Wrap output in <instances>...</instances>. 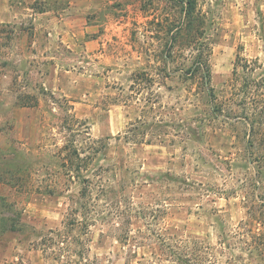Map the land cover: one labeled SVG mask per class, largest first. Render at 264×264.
<instances>
[{"label":"rangeland","instance_id":"obj_1","mask_svg":"<svg viewBox=\"0 0 264 264\" xmlns=\"http://www.w3.org/2000/svg\"><path fill=\"white\" fill-rule=\"evenodd\" d=\"M198 8L214 96L177 0H0V264H264V0Z\"/></svg>","mask_w":264,"mask_h":264},{"label":"trees","instance_id":"obj_2","mask_svg":"<svg viewBox=\"0 0 264 264\" xmlns=\"http://www.w3.org/2000/svg\"><path fill=\"white\" fill-rule=\"evenodd\" d=\"M182 5V11L184 13L181 30L183 35H190L192 31V23L194 24V30L197 31L195 35V46L193 47V59L192 63L187 68H184L183 72L192 73L187 81L194 83L196 76L200 74L201 84L206 93L214 96L215 88L212 86V70L210 65L211 44L207 40L205 35V19L201 11L198 8V0H177ZM240 69L242 73L240 72ZM257 68L252 60L243 56L237 55V59L234 65L233 74L236 79L243 81V84L238 89L241 92L240 104L243 105V111L237 116L238 120H243L248 125L249 136L248 145L254 146V139L261 133V124L264 122V74L255 75ZM252 92H259L251 96ZM76 151V148L74 149ZM77 153V152H76ZM255 158L250 156L249 160L254 161ZM258 160L264 162V155L260 156ZM180 258V257H179ZM185 263L189 264V258H180Z\"/></svg>","mask_w":264,"mask_h":264}]
</instances>
